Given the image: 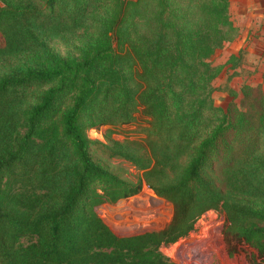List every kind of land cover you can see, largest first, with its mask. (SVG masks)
Returning <instances> with one entry per match:
<instances>
[{
    "label": "trees",
    "instance_id": "trees-1",
    "mask_svg": "<svg viewBox=\"0 0 264 264\" xmlns=\"http://www.w3.org/2000/svg\"><path fill=\"white\" fill-rule=\"evenodd\" d=\"M104 1L0 0V264H169L157 248L207 211L223 215L226 244L255 245L263 260L264 95L256 145L249 120L235 127L210 94L218 69L207 59L234 31L227 0H138L108 19V37L101 28L77 35L92 30ZM114 40L131 44L136 79L116 63ZM73 41L74 54L53 48ZM137 107L150 118L143 143L85 136V121L128 123ZM95 147L140 177H120ZM143 185L171 204L170 221L157 234L114 237L91 203Z\"/></svg>",
    "mask_w": 264,
    "mask_h": 264
},
{
    "label": "rangeland",
    "instance_id": "rangeland-1",
    "mask_svg": "<svg viewBox=\"0 0 264 264\" xmlns=\"http://www.w3.org/2000/svg\"><path fill=\"white\" fill-rule=\"evenodd\" d=\"M137 1L116 0L114 5L108 3V0L102 2L100 9L95 12L96 23L93 24L92 30L87 29L86 32L80 29L82 31H77V35L84 32L89 35L93 31L104 33V30L108 37V19L126 17L128 6L138 4ZM225 12L229 28H233L234 31H229L232 35L228 41L223 42L207 59L211 66L218 69L210 83L211 101L221 112L232 120L235 119V127L245 125L244 120L239 118L246 117L249 120V128L253 130L252 135L258 139L255 144L259 145L263 139L262 133L254 131L258 129V116L263 111L257 97L260 94L264 95V0H227ZM117 29L118 27H115L113 30L118 33ZM75 43L76 41L69 44L56 42L53 43V48L59 56H67L74 54ZM3 46V37L0 34V49ZM112 48L116 63L121 65L131 80L136 79L140 70L131 44L114 40ZM134 50L139 49L134 47ZM1 55L3 54L0 52ZM6 61H9V58ZM248 106L251 112H247L246 116L244 112ZM149 121L150 118L143 113V108L137 107L132 120L128 123L87 127L88 122L85 121L84 134L87 139L104 145L108 142L141 144ZM240 133L245 135V126L240 128ZM111 152L109 150L108 153L101 152L98 147L93 150L96 157L108 160L120 177L130 180L140 177L141 172H137L118 158L110 157ZM95 190L98 194L101 193L100 186H96ZM91 211L101 225L118 239L157 234L168 224L172 216L171 204L157 197L145 185L136 195L118 199L114 203L92 202ZM223 228V215L207 211L196 220L192 232L173 244L159 246L155 253L169 264H264V258L262 260L258 256L257 246L242 243L226 244L222 234ZM258 244L264 249V240H259ZM144 251L146 250H142V253ZM262 255L264 256V253Z\"/></svg>",
    "mask_w": 264,
    "mask_h": 264
},
{
    "label": "bare ground",
    "instance_id": "bare-ground-1",
    "mask_svg": "<svg viewBox=\"0 0 264 264\" xmlns=\"http://www.w3.org/2000/svg\"><path fill=\"white\" fill-rule=\"evenodd\" d=\"M214 230V229H213Z\"/></svg>",
    "mask_w": 264,
    "mask_h": 264
}]
</instances>
